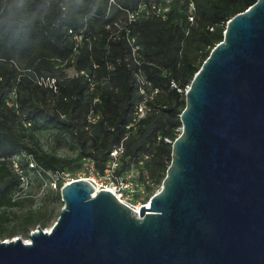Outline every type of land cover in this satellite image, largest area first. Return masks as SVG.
<instances>
[{"label": "trees", "instance_id": "16d2710c", "mask_svg": "<svg viewBox=\"0 0 264 264\" xmlns=\"http://www.w3.org/2000/svg\"><path fill=\"white\" fill-rule=\"evenodd\" d=\"M152 1L163 2L0 0V231L28 172L58 176L92 161L100 176L122 146L119 175L149 179L150 197L162 184L188 86L228 21L257 0H171L166 19L130 20ZM145 99L149 111L138 120ZM46 128L76 157L46 152L38 138ZM50 216L30 215L27 230Z\"/></svg>", "mask_w": 264, "mask_h": 264}, {"label": "water", "instance_id": "95a60500", "mask_svg": "<svg viewBox=\"0 0 264 264\" xmlns=\"http://www.w3.org/2000/svg\"><path fill=\"white\" fill-rule=\"evenodd\" d=\"M161 188L139 210L87 179L0 264H264V0L227 23L185 93Z\"/></svg>", "mask_w": 264, "mask_h": 264}, {"label": "rangeland", "instance_id": "374dc122", "mask_svg": "<svg viewBox=\"0 0 264 264\" xmlns=\"http://www.w3.org/2000/svg\"><path fill=\"white\" fill-rule=\"evenodd\" d=\"M56 132L57 130L54 128H46L38 132V138L42 148L46 152L60 157H76L77 150L69 145L61 143ZM91 169L92 166L90 162L87 161L81 168H76L74 171L67 170L58 176L53 174L36 176L33 172H28V174L25 175L26 177L24 176V180H21L20 188L14 189L12 192V206L7 209L10 222L6 223L0 231V241L17 238L29 240L30 234L37 230L38 227L42 226H45L43 227L44 229L50 230L64 207V202L61 197V188L64 184L73 180L86 178L88 180L96 179L98 182L96 185L100 187L99 183H101L102 180L99 175L91 172ZM56 182H61L62 187L60 188L59 185H56ZM136 182H139V180ZM161 186L162 184L154 185V194ZM147 191L148 190H146L145 193H136L130 196L128 201L134 206H137L135 208L149 203L151 197ZM45 211L51 213L50 218L37 222L27 230L25 224L29 216Z\"/></svg>", "mask_w": 264, "mask_h": 264}, {"label": "built area", "instance_id": "2783aa9c", "mask_svg": "<svg viewBox=\"0 0 264 264\" xmlns=\"http://www.w3.org/2000/svg\"><path fill=\"white\" fill-rule=\"evenodd\" d=\"M170 2L171 0H163V2H160V3L156 1H152L150 5L142 4L140 5L137 11L130 14V20L131 21L136 20L143 13H145L147 16L156 15V16L161 17L162 19H166L167 13L170 9V6H169ZM194 11H195V6L193 3H191L190 4V15H189L190 21L194 20V16H193ZM144 84L145 82L143 81L142 85ZM141 92L145 93L143 87H141ZM146 102L147 100L145 99L136 107L135 109L136 119L139 120L140 118L145 117L146 114L148 113L149 108ZM122 152H123V147L120 146L119 148L114 149L113 152L111 153L114 160L109 165H107V168L105 169L104 173L100 175V179L102 181L101 183H99L100 185L99 189L111 190L121 201L135 208L137 206H134L128 201L129 197L133 196L136 193H145L147 190V186H151L152 183L149 179H147L144 182L139 181L141 183L136 182L137 181L136 175L133 172L127 175L118 174L117 168L119 167V156ZM90 164L92 166L91 172H93L95 170L94 163L90 161ZM14 167L17 172H21L17 161H14ZM24 178L25 177L23 176L22 180H24ZM89 181L91 182L94 181L95 183H98L96 179H92ZM68 183H71V182H68ZM144 205H147V204H144Z\"/></svg>", "mask_w": 264, "mask_h": 264}, {"label": "bare ground", "instance_id": "6f19581e", "mask_svg": "<svg viewBox=\"0 0 264 264\" xmlns=\"http://www.w3.org/2000/svg\"><path fill=\"white\" fill-rule=\"evenodd\" d=\"M84 179H86V178H84ZM88 180V179H87ZM93 182V184H94V186L96 187V189H99L100 187L98 186V185H96V183L94 182V181H92ZM149 205V203H147V206ZM135 209H137V210H139V208H135ZM27 243H29L30 241L29 240H25Z\"/></svg>", "mask_w": 264, "mask_h": 264}]
</instances>
